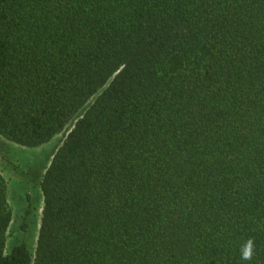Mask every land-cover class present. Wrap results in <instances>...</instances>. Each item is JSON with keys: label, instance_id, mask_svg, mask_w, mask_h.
Wrapping results in <instances>:
<instances>
[{"label": "trees", "instance_id": "obj_1", "mask_svg": "<svg viewBox=\"0 0 264 264\" xmlns=\"http://www.w3.org/2000/svg\"><path fill=\"white\" fill-rule=\"evenodd\" d=\"M73 117L0 264H264V0H0V135Z\"/></svg>", "mask_w": 264, "mask_h": 264}, {"label": "rangeland", "instance_id": "obj_2", "mask_svg": "<svg viewBox=\"0 0 264 264\" xmlns=\"http://www.w3.org/2000/svg\"><path fill=\"white\" fill-rule=\"evenodd\" d=\"M98 94L99 92L92 96L87 101V105H90ZM74 121L75 117L49 141L33 147L20 145L0 135V174L6 183L7 204L11 212V222L7 232V246L19 234L18 226L22 222L24 210L28 206L26 199L28 195L34 201L32 213L26 219L31 234L29 238L30 247L31 251H34L43 197L39 186L31 182L23 171L26 172L29 167L34 166L37 159L53 154L61 146Z\"/></svg>", "mask_w": 264, "mask_h": 264}, {"label": "clouds", "instance_id": "obj_3", "mask_svg": "<svg viewBox=\"0 0 264 264\" xmlns=\"http://www.w3.org/2000/svg\"><path fill=\"white\" fill-rule=\"evenodd\" d=\"M250 255H251V252L250 250H246L243 254V258L244 259H249L250 258Z\"/></svg>", "mask_w": 264, "mask_h": 264}]
</instances>
